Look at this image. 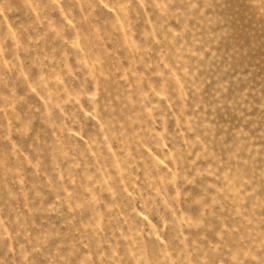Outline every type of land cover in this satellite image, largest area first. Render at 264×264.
I'll list each match as a JSON object with an SVG mask.
<instances>
[{
	"label": "clouds",
	"instance_id": "clouds-1",
	"mask_svg": "<svg viewBox=\"0 0 264 264\" xmlns=\"http://www.w3.org/2000/svg\"><path fill=\"white\" fill-rule=\"evenodd\" d=\"M0 264H264V0H0Z\"/></svg>",
	"mask_w": 264,
	"mask_h": 264
},
{
	"label": "rangeland",
	"instance_id": "rangeland-1",
	"mask_svg": "<svg viewBox=\"0 0 264 264\" xmlns=\"http://www.w3.org/2000/svg\"><path fill=\"white\" fill-rule=\"evenodd\" d=\"M240 15H241V17L243 18V11H241Z\"/></svg>",
	"mask_w": 264,
	"mask_h": 264
}]
</instances>
